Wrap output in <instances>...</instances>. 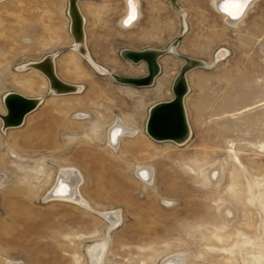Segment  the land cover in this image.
Listing matches in <instances>:
<instances>
[{
    "label": "rangeland",
    "instance_id": "rangeland-1",
    "mask_svg": "<svg viewBox=\"0 0 264 264\" xmlns=\"http://www.w3.org/2000/svg\"><path fill=\"white\" fill-rule=\"evenodd\" d=\"M140 2L124 29L125 0H78L87 55L70 0L0 2V264H92L104 241L102 264H264V0L236 26L213 0ZM149 48L162 51L156 75L122 54ZM52 55L79 90L54 92L32 66ZM187 58L203 65L175 85ZM9 93L40 100L21 125L4 123ZM182 95L189 139L154 138L151 108ZM118 121L135 133L113 139ZM66 168L83 176L87 206L46 199Z\"/></svg>",
    "mask_w": 264,
    "mask_h": 264
},
{
    "label": "bare ground",
    "instance_id": "bare-ground-1",
    "mask_svg": "<svg viewBox=\"0 0 264 264\" xmlns=\"http://www.w3.org/2000/svg\"><path fill=\"white\" fill-rule=\"evenodd\" d=\"M1 1L2 0H0V2ZM250 1L251 0H228V1L213 0V4H214L216 10L221 14V16L224 17V19L228 25L236 26L237 24H239L240 22L243 21L244 17L247 15L249 9L251 8V6L254 4V2L256 0L251 2V3H250ZM125 5H126L125 6L126 11H125L124 16L121 18L120 24L122 27L129 29V28L134 27L137 24V22L141 19V16H142L141 2H140V0H125ZM69 8H70L69 11H70V14L72 17V27H71L72 30L71 31H73L72 34H74V36H75L74 48H76L77 50H79V51L83 52L85 55H87L86 51H84L85 50V37L86 36L84 35L83 25H84V18L85 17L81 13L82 10H80L81 8L78 5V0H70V7ZM147 62L150 64L152 71H153L154 67H156V62L152 58V56L147 58ZM32 65H33V67H36L37 69L42 70L44 73H46V75L49 76V78H50L49 80H51V87H52V90L54 92L63 93V92H67L68 90L76 91V90L80 89L77 86H72V85L69 86L68 85L69 83H67V85H66L59 80L60 78L59 79L57 78L56 73L54 72V68H56L55 67L56 65L54 64V55L49 56L42 61L33 63ZM37 66H39V68ZM96 67H99V66L96 65ZM10 94H12V93H9V95ZM182 97H183V95L179 98L182 100ZM5 101L8 105V107H7L8 114L6 116H3L5 125L6 126L7 125H15V126L21 125L24 121V118H22L23 115L21 118H15L16 116L14 114L15 112L13 109L14 102H12L8 98ZM29 102H30V109H32L39 104L40 100L39 99H29ZM178 104L180 106V109L184 112V107H183L182 103L179 102ZM111 131H112V134L114 136L113 139H115L117 141H120V139H122L123 137H125L129 134L135 133V130L128 128L121 121H118L116 126ZM182 133H184L183 129L181 130L179 135ZM189 136H190V132L188 134V137ZM184 142H186V141L179 142V143L182 144ZM115 145L117 146V144H115ZM140 172H145V170L143 168H141ZM144 174H145L146 180L149 182H152L153 175L152 174L148 175L146 173H144ZM57 179H58V181H57L55 188L51 192H49V194L46 196L47 200H50V199H70L73 202H77V203L83 204L85 206L88 205L86 199H83L81 193L78 194V192H77L80 185L83 182V176L81 174H79L74 169L66 168L60 172L59 178H57ZM0 184H1V182H0ZM108 219L110 220V222L112 224L111 225L112 228L116 227L122 221V216H121L120 211H114L112 213H109ZM107 246H108L107 241H104L102 243H97L88 249V255H89V258H90L92 264H102L103 258L106 255ZM179 257H177V255H176L174 257L166 258V260L162 264H180L181 259ZM183 261H184V259H183ZM6 262H7V264H24V263L16 262L15 260H10V259H7Z\"/></svg>",
    "mask_w": 264,
    "mask_h": 264
},
{
    "label": "water",
    "instance_id": "water-1",
    "mask_svg": "<svg viewBox=\"0 0 264 264\" xmlns=\"http://www.w3.org/2000/svg\"><path fill=\"white\" fill-rule=\"evenodd\" d=\"M224 1H228V0H224ZM122 54L125 57L130 58L136 62H138L140 60H146L147 61V58L152 56V58L156 62V65L160 69V65H159L157 59L162 54V51L159 49L149 48V49L140 50V51L126 49L122 52ZM199 61H201V60H199ZM199 61L195 60V59L187 58L186 59L187 64L184 66L181 75L176 79L175 85L177 84L178 81H180L183 77H185V72L188 69L195 67V66H198V65H203ZM37 67L39 68V66H37ZM156 69L159 71V69L157 67H154V70H153L154 75H156L158 72ZM115 78L122 81V82L133 83V84H137V85L150 84V83H152V81L154 79L151 77V80H147L146 76L140 77V78H129V77H122L119 75H115ZM174 89H175V87H174ZM8 95L9 94L6 95L5 100H7V98H8L12 102H14L13 109L15 112L14 114L16 116L15 118H21L22 115L25 118V116L29 112H31L32 110L35 109V107H34V109L33 108L30 109L29 99L26 98L25 96H22V95L17 94V93H12L9 96ZM179 102H181V103L183 102L184 112L180 109V106L178 104ZM5 105H6V107H8L6 101H5ZM182 129H183L184 133L179 135V133L181 132ZM147 131L154 138L159 139V140H172V141L177 142V143L187 141L190 137V136L188 137V134H189V132L191 133V128H190V124L188 122L187 113H186L185 97H183V100L178 98L175 101L174 100L164 101V102H159V103L155 104L150 110V115H149V119L147 122Z\"/></svg>",
    "mask_w": 264,
    "mask_h": 264
},
{
    "label": "crops",
    "instance_id": "crops-1",
    "mask_svg": "<svg viewBox=\"0 0 264 264\" xmlns=\"http://www.w3.org/2000/svg\"><path fill=\"white\" fill-rule=\"evenodd\" d=\"M139 21H140V20H139ZM139 21H138V22H139ZM123 28H124V29H127V28H125V27H123Z\"/></svg>",
    "mask_w": 264,
    "mask_h": 264
}]
</instances>
